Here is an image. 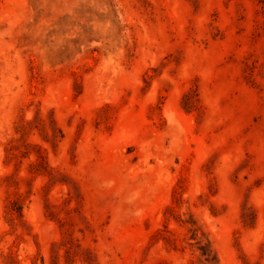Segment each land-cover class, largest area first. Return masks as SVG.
Segmentation results:
<instances>
[{
	"label": "rangeland",
	"instance_id": "1",
	"mask_svg": "<svg viewBox=\"0 0 264 264\" xmlns=\"http://www.w3.org/2000/svg\"><path fill=\"white\" fill-rule=\"evenodd\" d=\"M0 264H264V0H0Z\"/></svg>",
	"mask_w": 264,
	"mask_h": 264
}]
</instances>
